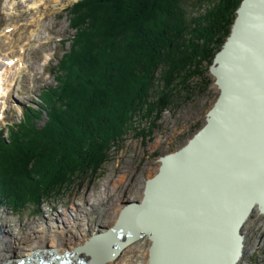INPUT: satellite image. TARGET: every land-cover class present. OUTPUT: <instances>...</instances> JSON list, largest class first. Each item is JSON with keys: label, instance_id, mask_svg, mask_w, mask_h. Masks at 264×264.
I'll list each match as a JSON object with an SVG mask.
<instances>
[{"label": "rangeland", "instance_id": "1", "mask_svg": "<svg viewBox=\"0 0 264 264\" xmlns=\"http://www.w3.org/2000/svg\"><path fill=\"white\" fill-rule=\"evenodd\" d=\"M34 1L38 0H0V73L5 77L10 71L15 72L9 77L13 84L8 86L4 82L7 93L0 95V143L5 147L11 139H22L28 126H34L27 130L29 132L53 125L46 136L58 139L53 133L56 125L50 122V106L55 104L51 91L58 84V76L63 74L61 62L70 54L72 38L78 33L73 26L72 18L76 13L72 7L80 0H41L39 7L33 6ZM212 2L182 0L181 5L190 18L207 13ZM125 6L122 5L123 10ZM36 17L42 26L37 27L36 23L26 25ZM100 27L105 32L102 21ZM86 44V49L93 45L90 37ZM127 54V57L132 56ZM98 55L92 54L95 63L99 61ZM9 61L12 67H9ZM25 65L27 67L24 68ZM92 65L94 70L99 63ZM210 68L203 78L191 79L193 90L181 89L174 97V103L155 125L151 126L146 121L138 123L136 130L109 144L105 152L96 157L93 155L83 164L82 171L71 167L73 173L72 176L69 174L70 178L63 174H50L49 171L59 168L54 153L56 146L50 147L52 151L47 153L35 152L43 145L44 138L42 135L40 139L34 136L36 140L30 146L32 153L19 154L17 159L0 168L3 180L0 182V228L9 233L0 235V239L9 241L16 251L20 246L33 245L46 230L54 236L48 245L56 247L57 235L69 239L79 233L87 234L99 226L103 231L110 228L107 221L114 209H121V205L128 202H142L148 179L161 169V157L188 144L207 123L208 112L221 92L217 77ZM64 155L68 157L70 152L66 150ZM27 188L35 189L37 195L43 191L46 194L35 200L22 198L16 202L14 193L22 194ZM117 195L122 198L117 200ZM243 232L244 255L238 264H264V213L255 209ZM150 238V235H144L131 242L121 253V263L130 258L131 264H149ZM0 245L4 246V243L0 241Z\"/></svg>", "mask_w": 264, "mask_h": 264}, {"label": "trees", "instance_id": "2", "mask_svg": "<svg viewBox=\"0 0 264 264\" xmlns=\"http://www.w3.org/2000/svg\"><path fill=\"white\" fill-rule=\"evenodd\" d=\"M212 1L207 13L190 18L182 0H80L74 4L72 21L78 33L51 91L55 104L50 106V122L56 125L53 133L58 139L46 136L53 125L29 132L34 126H28L22 139H11L7 147L0 143V168L21 154L32 153L33 141L43 136L45 143L35 152L47 153L56 146L59 168L49 172L69 177L72 168L82 171L83 164L136 130L138 123L155 125L182 88L193 90L192 78H203L231 33L242 0ZM89 37L93 45L86 49ZM91 53H99L94 70ZM23 192L14 193L16 202L46 194L37 195L33 188Z\"/></svg>", "mask_w": 264, "mask_h": 264}, {"label": "water", "instance_id": "3", "mask_svg": "<svg viewBox=\"0 0 264 264\" xmlns=\"http://www.w3.org/2000/svg\"><path fill=\"white\" fill-rule=\"evenodd\" d=\"M259 1L242 0L237 9L231 33L211 65L210 70L217 77L221 92L214 106L208 112L207 123L190 139L188 144L161 157L163 161L161 169L154 177L148 179L142 202L126 203L116 224L108 228L106 232L94 235L88 241L86 246L97 248L96 260L100 259L103 262L105 259L115 257L126 244L131 243L144 233L152 232L154 239L152 251H155L156 232L147 225L135 232L125 226L127 234L112 254L102 252L98 242L118 232L119 228L124 225L126 216L136 215L139 217L151 199L153 186L163 179L167 170L182 165L187 158L194 156L201 143L217 132L225 136L237 134L242 140L246 135V139L248 138L246 149L243 154L241 152L240 160L238 164L236 163L234 170L232 172L226 170L225 183L221 185L219 195L209 194L199 202L194 200L193 216L191 215L193 220L190 223L188 208L184 212H181V209L177 213L176 220L181 226L183 225L182 227L193 224L192 252L195 264L239 263L243 256L245 241L242 228L255 209L264 213V106L253 107L251 105V96L244 93V90L249 88L250 81H246L242 76L231 77L227 65L229 59L235 54L264 53V33L259 34V15L253 13V8L258 5ZM238 55L236 60H240ZM233 80L234 82L231 83ZM232 89H238L241 94L234 95ZM254 109H258L260 112L257 113ZM258 114L261 119H259L260 124H257V130L248 133L246 128L241 127L243 119H250L253 116L258 118ZM235 120L236 124L234 125ZM225 141L227 142V140ZM224 150L223 148L219 149L220 153H223ZM195 203L197 204L196 208H194ZM83 249L80 248L81 251ZM35 253L53 254V256L59 254L52 247L40 248ZM25 259L15 257L9 259L11 261L8 263L22 262ZM151 264H155L154 257H152Z\"/></svg>", "mask_w": 264, "mask_h": 264}, {"label": "bare ground", "instance_id": "4", "mask_svg": "<svg viewBox=\"0 0 264 264\" xmlns=\"http://www.w3.org/2000/svg\"><path fill=\"white\" fill-rule=\"evenodd\" d=\"M57 1L59 2V0H56V2ZM12 2L10 1V3ZM40 4L41 0L33 2V6L36 7H39ZM253 13H258L259 15V34L262 35L264 33V0H260L258 5L254 6ZM33 23H36L37 27L43 24L39 19L37 20L36 17L33 20L30 19L26 25H32ZM33 33L34 31L31 33V36H33ZM28 40H31V38L28 37ZM237 55H232L229 59L227 65L229 75L234 78H236V76H242L246 81L249 80V88L246 91L244 90V93L251 96V105H253V107L258 105L264 106V53H240V55H238L240 60L235 59ZM10 61L9 67H12L10 66ZM11 63L14 64V62ZM23 67L25 68L27 65ZM21 68L22 64L18 66L19 72H21ZM11 73L15 74V72L10 71L8 76L2 77L0 73V95H5L7 93V90L4 91V89H6L3 86L4 82L8 84V86L13 84L9 82ZM233 82L234 80L231 81V83ZM232 92L234 95L241 94L238 89H232ZM254 111L258 113L259 110L254 109ZM259 119H261L259 114L258 118L257 116L250 117V119L245 118L241 123V127H243V129L246 128L248 133L251 131L253 132V130L256 131L257 124H260ZM233 124H236V120ZM215 133V135L212 134L201 143L199 150L194 156L187 158L182 165L167 170L163 179L153 186L151 193L153 195L146 205L145 211L141 212L139 217L136 215L126 216L124 225L119 228L118 232L98 242L102 252L104 251L106 254L115 252V249L124 240L127 234V228L125 226L135 232L147 225L156 232L157 236V245L153 252L152 245L154 244V239L152 238V232L142 235H150L151 237V256L147 255V257L150 256L149 264L152 262V257H154L155 264H195L192 252L193 224L182 227L183 225L181 226L176 220L177 213H179L181 209V212H184L188 208V220L190 223L193 220L191 215L193 216L192 208L194 200L195 202H199L209 194H214L215 196L219 195L218 193L221 192L222 188L221 185L225 183L226 170L231 172L234 170L236 163L238 164L240 160L239 156L241 152L242 154L244 153L248 142L246 135H244L243 139H246L244 141L237 134L225 136L222 133ZM225 140H227V142ZM220 148L225 149L223 153H220ZM154 176L155 175H152L150 178ZM121 198L120 195L116 196L117 200ZM124 206L125 204L121 205V209H114L112 216L107 221V225L112 227L116 224ZM196 207L197 204L195 203L194 208ZM63 219L65 221V218ZM102 228L101 226L94 227L93 230H89L87 234L79 233L78 235H72L69 239L57 235V245L52 248L59 254H54V256L53 254L43 255L35 253L38 252L40 248L50 247L48 242L54 236L47 233L46 230H44L41 238L33 245L20 246L16 251L9 241L5 238H1L0 241L4 243V246L0 245V264H131L130 258H127L126 262L122 263L119 259L121 253L126 250L130 243L126 244L115 257L105 259L103 262H101L100 259L96 260L97 254L95 253H97V248L94 246H86V244L94 235H97L99 232H106L108 229L102 231ZM4 229L3 227L0 228V231L4 233L2 234L0 232V235L8 233L7 231L5 232ZM140 237L133 241L138 240ZM32 247H35V249L32 250ZM80 248L84 249L81 251ZM15 257H23L26 259L22 262L8 263L11 261L9 259Z\"/></svg>", "mask_w": 264, "mask_h": 264}]
</instances>
